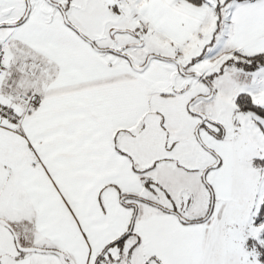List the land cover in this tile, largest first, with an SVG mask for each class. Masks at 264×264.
Returning a JSON list of instances; mask_svg holds the SVG:
<instances>
[{
  "label": "snow or ice",
  "instance_id": "snow-or-ice-1",
  "mask_svg": "<svg viewBox=\"0 0 264 264\" xmlns=\"http://www.w3.org/2000/svg\"><path fill=\"white\" fill-rule=\"evenodd\" d=\"M0 264H264V0H0Z\"/></svg>",
  "mask_w": 264,
  "mask_h": 264
}]
</instances>
